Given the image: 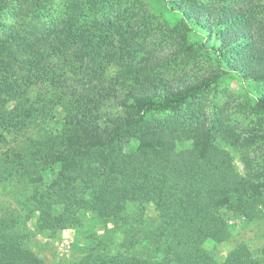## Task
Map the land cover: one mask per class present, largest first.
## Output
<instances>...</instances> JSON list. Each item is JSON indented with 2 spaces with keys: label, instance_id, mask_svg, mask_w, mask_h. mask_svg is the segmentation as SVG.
Wrapping results in <instances>:
<instances>
[{
  "label": "trees",
  "instance_id": "trees-1",
  "mask_svg": "<svg viewBox=\"0 0 264 264\" xmlns=\"http://www.w3.org/2000/svg\"><path fill=\"white\" fill-rule=\"evenodd\" d=\"M53 1L0 0V15L17 6L0 34V185L13 183L11 204H0V264H45L29 246L32 221L49 238L84 235L68 264H264V249L241 244L221 260L208 248L229 238L215 212L255 207L263 173L240 175L218 130L180 119L229 74L264 82V0H171L178 21L164 46L145 25L100 17L103 0L72 2L50 23L28 19ZM194 32L219 70L166 80L195 54ZM253 107L264 117V88ZM221 139L249 143L229 131Z\"/></svg>",
  "mask_w": 264,
  "mask_h": 264
},
{
  "label": "rangeland",
  "instance_id": "rangeland-1",
  "mask_svg": "<svg viewBox=\"0 0 264 264\" xmlns=\"http://www.w3.org/2000/svg\"><path fill=\"white\" fill-rule=\"evenodd\" d=\"M77 1L79 0H54L46 11L28 19H32L35 23L56 21L62 18L66 7L72 6V2ZM170 1L103 0L105 8L99 15L100 17L108 16L125 27L137 25L143 27L145 25L147 28H141V34L151 38L158 45L164 46L163 40H166L169 35L168 28L178 21V17L170 8ZM194 1L204 5L214 2V0ZM15 5L16 3L0 15V34L15 23L14 10L17 7ZM190 36L195 54L179 66L164 71L163 77L166 80L183 75L219 70L220 64L214 52L210 50L207 37L198 32H194ZM153 46L154 44L150 48ZM260 87L264 88V82H245L235 74H229L198 99L197 104L185 108L180 114V119L190 122L197 120L198 117L212 132L218 130L215 143L232 157L235 171L243 176L250 171L263 173V176L256 181L264 185V117L258 114L253 107ZM148 116L152 119L162 120L169 115L149 113ZM225 131L238 135L241 141L248 139L249 143L245 147L231 145L221 139ZM11 187H13V183L0 185V204L2 206L11 204L9 196ZM260 189L262 195L255 207L247 206L242 211L227 207L215 212V215H220L226 221L229 231L227 241L208 245V248L218 259H224L229 252L241 244L246 245L253 252L264 249V186ZM144 209L148 223L155 224L157 214L153 206L148 204ZM91 217L88 214L84 215V223ZM24 225L32 234L29 242L30 248L43 259L45 264H68L80 257L81 252L77 246L82 244L84 235H77L75 230L66 229L59 231L53 238H49L33 229L34 221ZM99 227L97 226L95 230ZM121 232L122 230L116 234L117 239L123 237Z\"/></svg>",
  "mask_w": 264,
  "mask_h": 264
}]
</instances>
